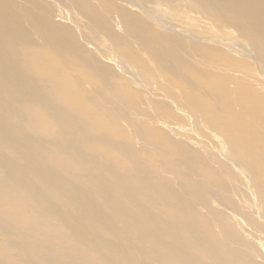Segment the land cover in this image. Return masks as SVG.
<instances>
[{
	"label": "rangeland",
	"instance_id": "rangeland-1",
	"mask_svg": "<svg viewBox=\"0 0 264 264\" xmlns=\"http://www.w3.org/2000/svg\"><path fill=\"white\" fill-rule=\"evenodd\" d=\"M46 1L42 0V3L46 4L48 2ZM93 1L92 4L94 3L93 6H95L92 7L96 10L93 8L91 10L96 11L98 16L97 14L90 15L96 21L100 14H105L103 16L107 17H104L106 20L111 16V19L115 18L117 22L118 17L128 20L126 23L128 30L126 28L125 30L129 34L122 31L123 28L115 32L116 36L120 37V41L115 42V45H118L115 49L112 47L110 49L106 42L100 43L101 40L105 41L103 36L106 35L101 30L99 22L102 15L97 23L93 21L94 32H98L95 35H91L92 31L88 30V27L84 28V31L78 30L71 14L58 11L47 13L44 16L45 24L43 25L25 20L20 26L14 28L15 52L5 67L24 71L19 76V82L22 85L27 86L26 81L29 80L43 92L47 100L53 102L60 110L65 109L66 111L67 109L68 114L77 113V115L73 113L75 115L73 117L80 124H85V127L79 129L74 137L62 135L52 122V118L56 116L46 115V109L37 104V95L8 93L4 96V92L0 90V128L6 126L4 123L6 119L13 118L14 121L10 130H2L6 135L0 136V143L12 144V138L13 145L20 146V150L25 152V161H18L14 165V171H11V184L0 182V264H41L44 261L54 264V258L61 263L86 264L88 256H84V252L95 255L99 259H116L119 264H196L180 257V250H182V256L196 254L197 264H204L207 259L204 250L198 246V242L206 243L211 236L204 233L205 230L209 232L204 221L195 216L194 206L195 203L200 202V199L194 181L200 182L203 187L207 188L231 182L226 198L220 196L218 190H213L217 194L215 203L217 202L219 210L227 209L228 223L241 240L242 245L249 248L245 253L250 255L252 251L250 248H254L256 258L250 256L257 264L256 260L263 259L260 251L262 249L259 248L253 236L248 234L249 231H257L255 230L258 228L256 221L254 220V224L251 222L256 215L248 217V220L242 223L235 222L233 216L245 206L248 211L242 216L251 212L248 207L252 205L253 196L250 190L243 188L246 183H252L257 188H264V64L262 65L253 54L251 45L249 42V45L246 43L248 40L245 41L243 36L237 35L239 31L236 30L237 32L234 33L235 29L232 28L235 27L232 21L224 22L219 17L214 18L213 16L210 19L209 16L207 24L202 26L199 20L201 16L207 17L204 14L205 10L190 0H150L155 1V4L161 3L157 6L159 10H156L157 7L155 9L156 14L154 11L151 12L152 7L146 5L144 8L147 7V12L130 6L132 1L143 6L144 2L149 0H139L140 2L130 0L131 3L126 0L129 4L125 0L121 3H119L120 0H115L121 5L120 8L113 0H109L111 3H108V0H101L107 5L98 0ZM142 1L144 4L141 3ZM95 2L102 5H96ZM123 2L124 6L129 5L130 7L125 6L121 9ZM112 3H114V8L117 6L115 9L117 14L112 8ZM108 4H111V8ZM103 8L107 10L103 11ZM126 8L133 10L128 9L126 11L128 13H125ZM166 8L169 10H165ZM160 9L165 13H162ZM172 9H175L177 14ZM112 10L114 15H111ZM122 10L123 13H121ZM131 12L138 16H131ZM196 14L197 16H194ZM77 18L83 21L80 13ZM165 20L168 22L165 23ZM183 23H186L188 27ZM166 24H171V29L176 30L177 33L170 30ZM97 27L101 31L97 30ZM190 27L192 28L189 29ZM224 27L231 28V31L226 29L235 35L232 33L229 36V31L225 32ZM84 32L88 36L91 35L92 39L94 36L97 38L92 40L90 37L89 39ZM220 32L226 33L225 36L224 33L220 35ZM233 36L237 39L234 40ZM98 37L99 42H97ZM223 37L240 42L237 41L236 44L230 40L225 41ZM124 38L128 40L125 41ZM89 40L91 42L96 40L98 44H95V47L88 46ZM138 41L140 43H137ZM134 43H137V46ZM97 45H107L108 50H106L107 47L103 48L107 54L104 55L102 46ZM129 45L131 47L128 49ZM122 47L127 48L123 50ZM90 49L92 50L89 51ZM115 50L116 52L120 50L117 52L120 57L115 54ZM150 51L152 52L149 53ZM92 52L99 53L98 57L112 55L113 61L115 59L119 61L121 57L123 60L122 54H125V58L128 57L126 61H129L121 60V62H126L124 64L128 66L125 67L126 69L123 67L127 75L121 72V66L124 64L121 65L120 61L118 65L114 61V65L121 71L115 66L112 68V65H107V69V66L101 62V57L97 59L98 54ZM84 58L90 61L96 58L97 60H94L103 64L107 76L102 74V76L95 77L99 81L92 82L95 79L94 76L77 75L76 73H82L79 69ZM261 60L264 62V59ZM97 65L92 63L93 71L96 70ZM242 65H244L243 68ZM66 68H72L78 72H74L76 75L68 78ZM127 68L131 70L128 72ZM130 71L136 72L132 74ZM128 75L133 78L128 79ZM88 78H93L88 80V82L92 80L93 84L90 82V85L86 81ZM137 78L140 81H135ZM128 80L135 82L130 85L132 83L130 81L128 83ZM137 83L143 86L140 84V87ZM79 85L85 86L81 89ZM83 88L85 92L94 91L93 96L89 92L87 94L90 96H87ZM56 95L59 102L54 100ZM72 107H76L77 112L72 111ZM107 110L110 112L114 110V114L112 112L114 117ZM181 110L185 111L184 116H182L184 111L181 112ZM103 119L106 120L102 122ZM115 121H117L116 124ZM133 133L137 137H134ZM201 139H207L210 143L206 140L201 142ZM208 147L212 148L211 153H206ZM9 152L12 153V148H5L0 144V154ZM219 152L239 163L242 173L240 177H236L216 161H211L214 167L223 169L222 173L230 177L221 178L217 174L220 171L208 166V160H213V154L221 155ZM29 159L30 164L27 162ZM177 164L183 172V174L178 172L181 174L180 180L177 181L179 185L170 186L159 183L153 178V174L162 173L165 170L168 174L171 167ZM157 168L158 171H156ZM185 170L186 173H184ZM16 171L20 173V180L14 179ZM36 172H39L43 178L34 177ZM251 175L255 178L250 179L249 182L248 178ZM182 177L188 185H184ZM204 178H211L213 182L205 185L202 183ZM102 179L110 188L107 194H113L118 198L126 194L125 187H130L134 188L135 194L149 195L160 207L166 194H170L169 200L174 206L175 213L186 218L190 214L193 216L184 223L188 227L185 235L180 239L184 245L175 250L162 248L156 253L151 248L150 240H147L143 246L128 241L132 217H126L130 222L127 232L126 225L121 221L122 218L118 217L116 208L120 207V215H135L139 212V208L133 201H124V199H121V202L114 207L116 213L111 210L102 212L99 208L100 215L107 219L104 224L103 222L93 224L88 230L76 229L74 220L80 216L87 217V212L81 206L91 203L90 197L97 195L95 182L101 185ZM33 188L37 193H42V198L46 199L45 205L35 198L36 192ZM55 194L59 195L57 199ZM102 197V195L98 196L94 202L100 204ZM177 199H180V202ZM21 209L24 210L22 213H20ZM9 217L17 218L19 223L11 224ZM156 217L159 220L164 219L159 211ZM166 218L173 219L172 217ZM151 225L148 224L146 228H150ZM217 241V250L225 254L229 247L225 238L217 237L215 244ZM48 245L57 249L54 256L50 258L51 260L46 251ZM128 246L133 248L134 253L126 254L122 251ZM99 251L101 254L96 253ZM211 254L215 255L214 252ZM233 258L236 261L234 264L249 262L243 256L233 255ZM227 261L231 264L230 257Z\"/></svg>",
	"mask_w": 264,
	"mask_h": 264
},
{
	"label": "bare ground",
	"instance_id": "bare-ground-1",
	"mask_svg": "<svg viewBox=\"0 0 264 264\" xmlns=\"http://www.w3.org/2000/svg\"><path fill=\"white\" fill-rule=\"evenodd\" d=\"M47 1L46 2L48 4L47 3L46 4L45 3H42V0H0V90L2 92H4L3 93L4 96H7L8 93H17V94L18 93H25V94H29V95L30 94L37 95V97H38L37 104L39 106H43V108L46 109V115L47 116H49V115L53 116V114H54L56 116V118H52V122L55 123V127H57L60 130V133L62 135H70L71 137H74L76 135V132L79 129L85 127V124H80L78 122V120L76 121L75 118L73 117V116L77 115V113L75 114L73 112L75 114L74 115L73 113H71L69 111L70 114H68L67 113L68 112L67 109H66L67 112L65 111V109L60 110L53 102L47 100L45 98L43 92L40 89H38L37 87H35L33 85V83L30 82L29 80L26 81V85L28 87L22 85V83L19 82V76H21L24 71H19L18 69H15V68H10L9 69V68H6L5 67L8 64V62L10 61V59L12 58V56H13V54L15 52L16 38H15V30H14V28L16 26H20L21 23L23 21H25V20H29L30 22H33V23H35L37 25H43V24H45L44 16L47 13H50L51 11H58V12H63L65 14H71L74 17L75 21H76L74 23L76 24V26H77L76 28H78V30H83L84 28L88 27V30L90 29L92 31V34L91 33L90 34L91 35H93V34L95 35V33L98 34V32L97 31L94 32L93 21H94V23H97V21L100 19L101 15L103 16L105 14H100V17H97V18H99L97 21H96L95 18H93V16L90 15V14H95V15L97 14V16H98V13H95L96 11L95 12L93 11V10H96V9L93 8L95 5L93 6L94 3L92 4V0H66V1L65 0H47ZM98 1H101V0H98ZM102 1H104V0H102ZM102 1H101V3L106 4L105 2H102ZM113 1L114 2H117L118 0L117 1L113 0ZM121 1L122 0H120L119 3H121ZM131 1L129 0L130 3H131ZM137 1H139V0H137ZM109 2L110 1L108 0V3ZM124 2L122 3V5L124 4ZM135 2L132 1V3H131L130 6H131V8H136V10L139 9L142 12H147L148 11L146 9L147 7L144 8L145 5L148 6V7H152L153 10L151 12L154 11L155 14L157 13L156 10H159L157 6L159 5L158 3H160V2H158V3L155 4V1L153 2V1H150L149 0L147 2H144L145 3L144 4L143 1H142L141 3L144 4L143 6H140L141 5L140 3L136 2L137 3L136 4ZM190 2L195 3L196 6L202 7L205 10V12L202 11V14L204 12V14L207 17L205 18V17L201 16V14H200L201 18H200V20L198 19L200 21V23L203 24L202 26H204V24H207L206 22L209 21V16H210V19H211V16H213L214 18L219 17L220 20H223L224 22H226V21H230L231 22L232 21L233 22V25L235 27V28H232V29H235L234 33L237 32V31H239V33L237 32L236 34L237 35H240V36H243V38L246 39L245 41L248 40L246 43L248 44V42H249V44L251 45L250 48H252L253 54L256 55V58L260 60L261 64L262 63L264 64V62H262V60H261V59H264V0H190ZM96 3L97 2H95V4ZM126 3H128V1H126ZM164 3L166 4V2H164ZM173 3H174V1H173ZM112 4H113V6H112L113 10L116 12L115 9L117 8V6H115V8H114V3H112ZM96 5H102V4H100L98 2ZM110 5L108 4V7ZM117 5H119L118 8L121 7V5L118 4V2H117ZM160 5H161V3H160ZM125 6L128 7L129 5L128 6L125 5ZM125 6L123 5L121 9H124ZM156 7H157V9H156ZM92 8H93V10H91ZM97 8H99V7H97ZM110 8H111V6H110ZM131 8H126L127 10H125L124 12L125 13H128L126 11H128V9H129V11L130 10H133ZM152 8H150V9H152ZM160 8H161V6H160ZM184 8H185V6H184ZM162 9H160L161 12H162ZM99 10L101 11V9H99ZM106 10H104V8H103V11H106ZM113 10L111 12V15H114L115 14L113 12ZM165 10H169V9L166 8ZM119 11H118V13H120ZM135 11H133V13ZM172 11L175 12V9L174 10L172 9ZM199 11H201V10H199ZM108 12H106V13H108ZM136 12H135V14H136ZM161 12H160V14H162L164 11L162 13ZM79 13L81 14V18L83 19V21L82 20H79L77 18L78 15H79ZM121 13H123V10L121 11ZM133 13L132 12L130 13L131 16H133V15L135 17L138 16V15H135ZM148 13H150V12H148ZM116 14H117V12H116ZM175 14H177V13L175 12ZM198 14H199V12H198ZM106 15H108V14H106ZM164 15H166V14H164ZM175 16H177V15H175ZM194 16H197V14L194 15ZM104 17H106V16H103L101 18V21L102 22L101 21H99V22H100V25L102 27L101 30L103 32H105L106 35L103 36L104 37L103 39L105 41H102L101 40L100 43L106 42V44H108L110 46V49H111V47L113 49H115V46H116L115 45V42L120 41V37L119 36H116L115 32L117 33V30L122 29V28H123L122 31L128 30L126 28V25H127L126 23L128 22V20H126L125 18L120 19L118 17V15H117L118 22H117V20L115 18L111 19L112 16L108 20H106L107 17L106 18H104ZM160 17H162V15ZM166 17H168V16H166ZM126 18H128V17L126 16ZM170 18H172V17H170ZM178 18H179V16H178ZM197 18H196V20H197ZM110 19L112 21H110ZM142 19H143V17H142ZM137 20H136V22H137ZM172 20H174V19H172ZM212 20L214 21L215 19H212ZM72 21H74V20H72ZM199 21H198V23H199ZM131 22H133V21H131ZM164 22L167 23L168 21L166 22V20H165ZM133 24H134V22H133ZM150 24H152V23H150ZM162 24H164V23H162ZM183 24H186V23H183ZM192 24H193V22H192ZM175 25H177V24H175ZM167 26L170 27L169 28L170 30H173L174 31V29H171V24L170 25L168 24ZM184 26H187V24L184 25ZM197 26H199V28H200V25L199 24ZM152 27H154V26L152 25ZM125 28H126V30H125ZM130 28H131V25H130ZM137 28H139V27H137ZM163 28H165V27H163ZM174 28H175V26H174ZM191 28L192 27H190L189 29H191ZM213 28H214V26H213ZM220 28H221V26H220ZM226 28H228V27H226ZM149 29H150V27H149ZM155 29H157V28H155ZM97 30H99L98 27H97ZM101 30H99V31H101ZM139 30H140V28H139ZM170 30H168V31L173 33V31H170ZM229 30L231 31V28ZM229 30L226 29L225 32H227ZM153 31H154V29H153ZM181 31H183V30L181 29ZM230 31L228 32L229 33V36H231V34L233 33V32L230 33ZM126 32H128V31H126ZM175 33H177V32H175ZM178 33H180V32H178ZM223 33L220 32V35L221 34L223 35ZM234 33L232 35H235ZM87 34H88V32H87ZM97 34H96V36H97ZM127 34H129V32ZM162 34L166 35L165 33H162ZM225 34L226 33H224V36H225ZM85 35H86V33H85ZM91 35L90 36L86 35V36L89 39H90V37L92 39V36ZM138 35L139 34H137V36ZM179 36H181V33L179 34ZM99 37H100V39H102L101 36H99ZM99 37L97 39V42L100 41L99 40ZM132 37H133V34H132ZM134 37H136V35ZM187 37H189V35ZM227 37L228 36H226V38ZM94 38H95V36H94ZM232 38H234V36ZM190 39H191V37H190ZM224 39H225V37H223V40ZM236 39L234 38V40H236ZM124 40H125V38H124ZM127 40L128 39L126 38L125 41H127ZM226 40H230V38L225 39V41ZM234 40L233 41L230 40V41L234 42ZM95 41L96 40H94L93 42H91V41L88 42V46H90V45L91 46H94L95 44H98ZM148 41L150 42L149 39H148ZM195 41H197V40H195ZM237 41H239V40H237ZM237 41H235L234 43L237 44ZM187 42H188V40H187ZM120 43H122V42H120ZM124 43H126V42H124ZM137 43H140V42L138 41ZM137 43H134V44H136V46H137ZM241 44H243V43H241ZM230 45H231V43H230ZM97 46H99V45H97ZM101 46H99V47H101ZM105 47H107L106 50H108V46L107 45L106 46H102V49L105 48ZM120 47H121V45H120ZM127 47L129 49L131 46L129 45ZM127 47H122V48L124 50V48H127ZM180 47H181V45H180ZM152 48H153V45H152ZM91 50L92 49H90L89 51H91ZM105 51L103 49L102 52L105 53ZM118 51H120V50H118ZM152 51H153V49H152ZM152 51H150L149 53H151ZM220 51H221V49H220ZM97 52H99V51H97ZM97 52H92V53H97ZM111 52H114V51H111ZM117 52L115 50V54L118 56V53ZM121 52H122V49H121ZM77 53L79 54L80 52L78 51ZM92 53L91 54L89 53V54L93 56ZM123 53H125V51H123ZM153 53H155V52H153ZM97 54H98V55H96L97 59L101 57V62L104 65H106V66L107 65H112V68L115 66V68L117 70L120 69V68H117L116 65H118L121 62L122 57H121V59H119L120 62L119 61H116L117 59H115L114 61H116L117 63H115L116 65H114V61L111 59V56L112 55L110 57L108 55L107 56H100V57H98L99 56V53H97ZM106 54L107 53H105L104 55H106ZM122 56L124 57L123 60L126 61V58H128V57L125 58V54L124 55L122 54ZM86 57L88 58V56H86ZM114 57L115 56H113V58ZM118 57H120V56H118ZM154 57H156V56H154ZM94 59H96V58H94ZM94 59H92L91 61L90 60H85V58L83 59L82 65H81V67L79 69V71H81L82 73H76L78 71L72 70V68H66L65 69V72L68 73V75H66V76H69L68 78H70L71 76H75L76 74L77 75L78 74H81V76H82V74H84L85 77L94 76L93 78L102 76V74H103V76H107L106 75V72H105L106 70L103 68V64L101 62H97L96 61L97 59L96 60H94ZM137 60H138V58H137ZM128 61H126V62H128ZM126 62H124V63L126 64ZM149 62L150 61H148V63ZM92 63L98 64L95 71H93ZM122 63L123 62H121L120 64L122 65ZM125 64L121 66L122 67L121 68L122 71L121 70H119V71H121L122 73L124 72L125 75H127L126 74L127 72L125 70H123L127 66ZM246 65H245V67H248ZM249 65H251V64H249ZM132 66L133 65H131V67ZM243 66L244 65H242L241 67L243 68ZM118 67H120V66H118ZM131 67H129V68H131ZM142 68L144 69V67H142ZM248 68H250V67H248ZM252 68H254V67L252 66ZM107 69H108V66H107ZM129 70H131V69H128V72H129ZM110 71H111V69H110ZM119 71L117 73H119ZM245 71L247 72V68H246ZM140 72H142V70ZM130 73H132V71H130ZM134 73H132V74H134ZM253 73H254V70H253ZM255 75H256V73H255ZM118 76H120V74H118ZM124 77L126 78V76H124ZM129 77L130 76L128 75V79H129ZM137 77L139 78V75ZM93 78H88V79H86V81L88 82L89 79H93ZM109 78H111V77H109ZM116 78H118V77H116ZM138 78L135 79V81L136 80L137 81H140V80H138ZM165 79H167V78H165ZM97 80L98 79L95 78L94 81H92V80L91 81L92 82H97ZM119 80H120V78H119ZM126 80H125V82H126ZM86 81H85V84L87 83ZM91 81H89L88 83L90 84ZM129 81L131 82V80H128L127 82L129 83ZM256 81H257V78H256ZM100 82H98V83L100 84ZM134 82H131L132 84H130V85H133ZM82 83L84 84L83 81H82ZM89 84H87V85H89ZM125 84H127V83H125ZM137 84L140 86L141 83L140 84L137 83ZM122 85H123V83H122ZM82 86L84 87L85 85H81V86L79 85V87H81V89H82ZM100 86H101V84H100ZM87 88L89 89V87H87ZM88 89H86V91ZM88 92L90 93V95L92 93V96H93V92L94 91H87V92H85V89H84V93L87 96L89 95V94H87ZM155 95H157V94H155ZM137 96H138V94H137ZM140 96H141V94H140ZM143 96H145V95H143ZM126 97H127V95H126ZM134 98H135V96H134ZM134 98H133V100H134ZM137 98H139V96ZM157 98H159V97H157ZM165 98H166V95H165ZM165 98L163 96V99H165ZM54 100H55V102H59V99H58V96L57 95L55 96ZM91 100H92V97H91ZM27 103L30 104V102H27ZM71 109H72V111H75L76 110V107H72ZM107 111H109V110H107ZM183 111L184 110H181V112H183ZM76 112H77V110H76ZM112 112L114 114L115 111L114 110L111 111V112L109 111L108 113L109 114L111 113V115H112ZM181 114H183V113H181ZM184 115H185V111H184V114L182 116H184ZM104 117H105V115H104ZM113 117H112V119H113ZM105 118H107V117H105ZM114 119L116 120L117 118L115 117ZM104 120H106V119H103L102 122H104ZM108 120H109V118H108ZM164 121H165V119H164ZM116 122L117 121H115V124H116ZM4 123L6 124V126L4 128H0V136L6 135L4 132H2V130H10V128L13 126V124H14L13 118L6 119V121ZM115 126H113V127H115ZM117 126H119V125L117 124ZM135 135L136 134H134L133 136L134 137H137ZM199 138H201V137H199ZM205 140L207 141V143H210L207 139H205ZM205 140L201 139V142H203ZM11 143L12 144H10L8 142L0 143L5 148H9V149L12 148V153L9 152V153L0 154V182H2V183L7 182L9 185L12 182V177H10V174H11V171H14V165L17 164L18 161H20V162L25 161V152H24V150H20V146L13 145L12 138H11ZM208 148H210V147H208ZM208 148H206L208 150L206 153H211V151H212L211 149L212 148H210V149H208ZM213 151H214V149H213ZM217 155L218 154H216V155L213 154L212 155L213 160H208V162H207L208 163V166H210L211 168H213L214 167V164L211 163V161H216L217 163L223 165L227 170H229L230 172H232L233 175H235L236 177H240L242 175L241 169L239 167V163L236 160H234V159H232L230 157H225L222 154L219 155V156H217ZM27 162L30 164V159ZM174 166L171 167V170H170V172L168 174H166V172H165L166 170H165L162 173H158L159 175L156 174V173L153 174V178L157 182H159V183L167 184V185H170V186L179 185V184H177V181L180 180V175L183 174V172H182V169L180 168V166L178 164L175 167ZM214 170L220 171V173H217V174H219V176H221V178L230 177L229 175L223 174L222 173L223 172V169H221L219 167H214ZM156 171H158V168L156 169ZM178 172H180L181 174H179ZM184 173H186V170H185ZM34 177H36V178H38V177L43 178V176L39 172H36L35 175H34ZM254 178H255V176L251 175L248 178V181L250 182L251 181L250 179H254ZM14 179L15 180H20V173L18 171L14 172ZM181 180H184V182H185L184 185L185 186L188 185L187 182H186V180L183 177L181 178ZM212 182L213 181H212L211 178H204L202 180V183L205 184V185H208V184H210ZM230 185H231V182H227L226 184L221 185V186H211V187H208L207 188V187H203L200 182L198 183V182L194 181V186H195V188L198 191V195H199V199H200V202L195 203V206H194L195 216H196V218L202 219L204 221L205 226L208 227V229H209V232L207 230H205L204 233H207L208 235L211 236V238L206 243L205 242H198V246H200L204 250L205 258L207 259V261L204 264H229L228 261H227V258H229V257L231 258V264H234V262H236V261L234 260L233 255H239V256L245 257L246 259L249 260V262L247 264H255V262L252 259L253 257L251 258V256H254L255 257V252L253 251L254 248H250L252 250L250 252V255L251 256L249 254L247 255L245 253V251L247 249H249V248L247 246L242 245L241 240L238 239L237 234L235 233V231L232 230L230 224L228 223V218H226L227 209L221 208L219 210V206H218L217 202L215 203V198H217V194L213 190H215V189L218 190L219 195L222 196L223 198H226V196H227V190H228V187ZM95 186L97 187L96 188L97 195L90 197L91 199H89V201L91 203L87 204L86 206H81V208L85 212H87V217L84 218V217H82V216L79 215L80 217L77 220H74L75 221V228L76 229L88 230L89 227L92 226L93 224L100 223V222H103L102 224H104L107 221V219H106V217H103V216L100 215V209H101L102 212H105L107 210H111L113 213H116L114 211V207L119 202H121V199H124V201H133L134 203H136L137 207L139 208V212L137 214H135V215L134 214H122V215H120V213H121L120 207L116 208L118 217L119 218H122L121 221L123 223H125V225H126L125 226V229L127 230V232H128L129 227H130V222H129V220L126 217L127 216H131L132 217L131 233H130L128 239H127L128 241H132L135 244H138L140 246H143V244L147 240H150V242L152 243L151 248H153L156 251V253H157V251H160L162 248L175 250V249L181 248L184 245V242L180 240L185 235L186 231L188 230V227L184 223L188 219L189 220L192 219L193 216L190 214L189 217L186 218V217H181L177 213H175L174 206H173L172 202L169 200L170 194H166V196L162 200L161 205L159 207V204H157V202H155L149 195H147L145 193L135 194L136 191L134 190V188L132 189L130 187L129 188L125 187L126 194L125 195H122L121 198H118V197H116L113 194H107L108 191H110V188L108 187L107 184H105V182H104L103 179H102L101 185L98 184L97 182H95ZM243 188L245 190L246 189L247 190H250L251 193H252V196H253V198H252V205L248 207L249 210L252 213L250 212L247 215L242 216V214L244 212H247L248 211L247 206H245L243 208H240L237 211V214L233 216V219H234L235 222L239 221L240 223H242V221H244L246 219L248 220V217H250L252 215H256V217L253 218V220H251V222L254 224L255 221H256V224H257V227L258 228L255 229V230H257V231H255V232L254 231H249L248 234L253 236V239L255 240V242L258 243L259 248L263 250V251L260 250L262 252L261 253V257L263 259L262 260H256V263L257 264H264V188H257L252 183H246V185ZM33 191L36 192L35 195H34L35 198L39 199L41 201V203L43 205H45L46 204V199L42 198V193L41 192L37 193V191L34 190V188H33ZM100 195L103 196L102 199H101V203L100 204H96L94 202V199L95 198H98V196H100ZM58 196L59 195L55 194L56 199H57ZM160 196H161V194H160ZM177 201L180 202V199H177ZM23 211L24 210L21 209L20 210V213H22ZM157 211H159L162 214V216L164 217V219H162V220L157 219V217H156ZM166 217H172L173 219L172 220H169ZM9 218H10L11 224H18L19 223V220L17 218H15V217H9ZM148 224H152L150 228H146V226ZM258 231H260V232H258ZM126 236L127 235H125V237ZM217 237L218 238H225L226 244L229 246V247L227 246L228 248H227V251H226L225 254H222L221 252H219L217 250L218 241L215 244V240L217 239ZM120 238H123V237L120 236ZM56 250L57 249L55 247H51L49 245L47 246L46 251H47V253L49 255V259L52 256H54ZM71 251H75V250L74 249H71ZM122 251H124L126 254H132V253H134V250H133V248L131 246H128L126 248H123ZM181 252H182V250L179 251V256L180 257L184 258L188 262H192V263H196V264L198 263V257H197L196 254H186L185 256H182ZM212 252H214L215 255H212L211 254ZM96 253L97 254H101V251L96 252ZM84 256H88V259L86 261V264H106V263L107 264H119V262L116 259H113V258H111V259H99L95 255H89L87 252H84ZM41 264H48V262L47 261H44ZM54 264H71V263H67V262H62L61 263L60 261L56 260V258H54Z\"/></svg>",
	"mask_w": 264,
	"mask_h": 264
}]
</instances>
